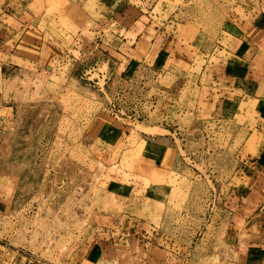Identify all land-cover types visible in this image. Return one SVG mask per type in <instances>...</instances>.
<instances>
[{
  "label": "rangeland",
  "instance_id": "rangeland-1",
  "mask_svg": "<svg viewBox=\"0 0 264 264\" xmlns=\"http://www.w3.org/2000/svg\"><path fill=\"white\" fill-rule=\"evenodd\" d=\"M100 2L9 3L18 17L35 14L44 39L63 50L44 65L4 59L0 264H229L253 207L237 204L248 203L253 162L264 155V95L218 112L212 99L228 74L242 88L264 83V35L253 62L231 46L254 23L264 29V4L156 0L148 29L132 34L136 47L108 61L100 47L81 54L91 29L108 23ZM103 215L117 229V263L93 239ZM144 229L161 231L165 249L125 258L129 231Z\"/></svg>",
  "mask_w": 264,
  "mask_h": 264
},
{
  "label": "crops",
  "instance_id": "crops-1",
  "mask_svg": "<svg viewBox=\"0 0 264 264\" xmlns=\"http://www.w3.org/2000/svg\"><path fill=\"white\" fill-rule=\"evenodd\" d=\"M0 1L4 5L2 7L6 6L3 12H0V75L3 70L7 69L5 66L8 60H4L6 56L10 60L14 57L15 62L13 63L17 66L21 65L18 64L17 60H20L23 64L28 63L27 65L29 66L44 65L46 61L54 60L55 52L60 53L63 50L62 44H56L51 39H44L48 29L39 28L37 18L35 19L34 17L35 14L30 10H26L25 13L29 15V19H26L24 15L18 17L13 14L9 6V3L13 0ZM20 1L23 4V0ZM255 1L264 4V0ZM100 4L103 10L107 11L108 17L106 20L108 23L100 24L91 29L90 33L93 39L84 40V48L81 54L84 55V50L92 46L94 50L100 47L103 49V55L107 57L108 61L111 58L117 60V55H121L122 49L126 48L127 43L130 42V45L134 44V48L136 47L138 40L134 42L135 39L132 40V34L136 35L135 38L140 39L144 31L148 29L149 21H145V18L148 19L149 14L152 12V7L156 5V0H101ZM262 24L263 21L260 24L254 23L246 30L240 31L237 36H233L235 41L231 46L239 50L238 57L243 62H253L259 54L264 35ZM98 28L99 31H96ZM155 30L158 31V29ZM80 34L78 33V35ZM159 36H161L159 41L160 50L162 54H166L169 45L168 37H163L160 34ZM154 41L155 39L153 38L150 43H154ZM130 49L132 50L133 48ZM89 54L92 53L90 52ZM223 77L227 88L215 87L217 97L214 100L212 99L215 112L221 110L224 105H231L232 103L238 109L242 100L247 101V98L258 100L259 97H262V94L264 95V83L262 81L252 83V86L248 87L247 89L249 90L247 91L246 88L241 87L238 82L239 78L234 75L228 74ZM6 108L8 107L0 105V122H3L6 118L5 115H2V111ZM117 125L119 132L122 133L124 127ZM2 136L3 133L0 130V141ZM253 164L251 187L247 192L249 195L247 197L248 203L246 204L240 200V203L237 204L240 208L253 206L251 217L247 219L246 225L241 229L238 227L237 232L234 234V238L231 241L232 244L229 246L232 248V255L228 257L229 264H264V155L253 162ZM116 230L112 217L103 215L102 224L98 227V231L94 233L93 237V239H99L98 242L102 252L113 251V255L110 256L111 254H108L105 259L108 263L113 260L117 263L113 237ZM165 239L166 236L155 229L151 231L144 229L143 232L129 231V235L126 238L127 243L124 246L125 251L130 256L129 258L125 257L126 254L124 252L120 254V257L122 256V258L125 257L132 261L141 260V256H144L150 249L164 250ZM180 254L173 251L172 258L175 261L180 260ZM112 257L113 260H109ZM172 258L170 256L166 260Z\"/></svg>",
  "mask_w": 264,
  "mask_h": 264
}]
</instances>
